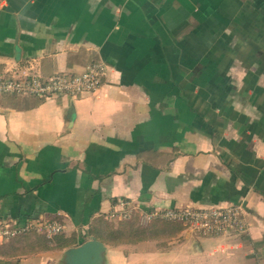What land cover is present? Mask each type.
<instances>
[{"label":"crops","instance_id":"0c3cea01","mask_svg":"<svg viewBox=\"0 0 264 264\" xmlns=\"http://www.w3.org/2000/svg\"><path fill=\"white\" fill-rule=\"evenodd\" d=\"M34 58L109 70L81 98L0 95V222L65 224L0 243V264H60L121 200L238 204L248 231L102 240L108 264H264V0H0V74Z\"/></svg>","mask_w":264,"mask_h":264},{"label":"built area","instance_id":"2783aa9c","mask_svg":"<svg viewBox=\"0 0 264 264\" xmlns=\"http://www.w3.org/2000/svg\"><path fill=\"white\" fill-rule=\"evenodd\" d=\"M31 59L24 68L12 67L0 74V95L17 94L24 96L55 97L67 95L81 98L98 91L108 76V65L101 61L89 63L80 72H58L50 77L41 74ZM132 207L126 200L117 203L111 218H128ZM146 218H165L182 221L186 226L204 236L244 234L248 225L241 205L184 207L155 209L143 214ZM65 224L58 220L36 219L26 225L13 220L0 222V243L12 240L18 235L37 231L54 236L64 231Z\"/></svg>","mask_w":264,"mask_h":264},{"label":"rangeland","instance_id":"374dc122","mask_svg":"<svg viewBox=\"0 0 264 264\" xmlns=\"http://www.w3.org/2000/svg\"><path fill=\"white\" fill-rule=\"evenodd\" d=\"M182 221L165 218H146L144 215L133 214L123 220H107L101 227L100 236L106 240L136 241L147 236H167L170 234L169 227L183 229ZM111 225V226H110ZM116 226V228H113Z\"/></svg>","mask_w":264,"mask_h":264},{"label":"water","instance_id":"95a60500","mask_svg":"<svg viewBox=\"0 0 264 264\" xmlns=\"http://www.w3.org/2000/svg\"><path fill=\"white\" fill-rule=\"evenodd\" d=\"M107 245L92 237L84 243L68 248L60 264H108Z\"/></svg>","mask_w":264,"mask_h":264},{"label":"trees","instance_id":"16d2710c","mask_svg":"<svg viewBox=\"0 0 264 264\" xmlns=\"http://www.w3.org/2000/svg\"><path fill=\"white\" fill-rule=\"evenodd\" d=\"M96 234V236L98 237V238H100L101 240H103L104 242H106V243H119V242H125V241H123V240H117V239H113V240H106V239H104V238H102L101 236H100V231H98V232H96L95 233Z\"/></svg>","mask_w":264,"mask_h":264}]
</instances>
